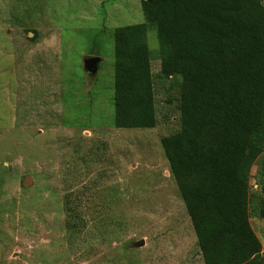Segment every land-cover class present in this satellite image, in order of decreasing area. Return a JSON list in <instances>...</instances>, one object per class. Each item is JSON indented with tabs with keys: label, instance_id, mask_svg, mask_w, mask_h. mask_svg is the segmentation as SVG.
<instances>
[{
	"label": "rangeland",
	"instance_id": "1",
	"mask_svg": "<svg viewBox=\"0 0 264 264\" xmlns=\"http://www.w3.org/2000/svg\"><path fill=\"white\" fill-rule=\"evenodd\" d=\"M139 22L140 0H0V264H204L160 144L179 127L178 87L157 76L150 25L156 124H111L112 29ZM87 55L100 57L93 75ZM263 155L250 162L249 222L264 258ZM71 191L111 220L115 237L70 246Z\"/></svg>",
	"mask_w": 264,
	"mask_h": 264
},
{
	"label": "trees",
	"instance_id": "2",
	"mask_svg": "<svg viewBox=\"0 0 264 264\" xmlns=\"http://www.w3.org/2000/svg\"><path fill=\"white\" fill-rule=\"evenodd\" d=\"M140 5L145 22L112 29L111 124H156L152 54L146 39L150 25L158 41L157 76L178 87L179 127L162 136L160 144L202 261L264 264L261 242L249 222L250 162L264 151V4L140 0ZM259 175L257 209L264 218V155ZM76 196L71 191L63 199L70 246L107 238L108 233L115 237L111 220ZM109 199L104 207L110 206Z\"/></svg>",
	"mask_w": 264,
	"mask_h": 264
},
{
	"label": "water",
	"instance_id": "3",
	"mask_svg": "<svg viewBox=\"0 0 264 264\" xmlns=\"http://www.w3.org/2000/svg\"><path fill=\"white\" fill-rule=\"evenodd\" d=\"M100 60V57L93 56V55H87L83 58V68L84 70L89 74L93 75L96 72L97 64ZM144 240L140 239L138 241H134L130 244L132 247H138L143 245Z\"/></svg>",
	"mask_w": 264,
	"mask_h": 264
}]
</instances>
